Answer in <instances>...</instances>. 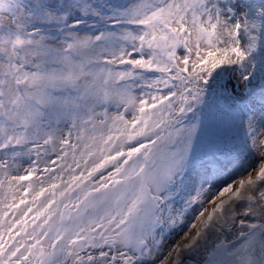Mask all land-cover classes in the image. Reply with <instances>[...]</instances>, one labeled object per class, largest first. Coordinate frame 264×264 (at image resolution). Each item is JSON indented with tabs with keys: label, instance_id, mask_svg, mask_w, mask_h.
<instances>
[{
	"label": "snow or ice",
	"instance_id": "6c2138e0",
	"mask_svg": "<svg viewBox=\"0 0 264 264\" xmlns=\"http://www.w3.org/2000/svg\"><path fill=\"white\" fill-rule=\"evenodd\" d=\"M0 264H264V0H0Z\"/></svg>",
	"mask_w": 264,
	"mask_h": 264
}]
</instances>
